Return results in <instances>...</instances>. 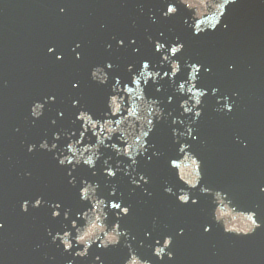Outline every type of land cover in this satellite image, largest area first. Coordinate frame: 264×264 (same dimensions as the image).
<instances>
[{
	"label": "water",
	"instance_id": "95a60500",
	"mask_svg": "<svg viewBox=\"0 0 264 264\" xmlns=\"http://www.w3.org/2000/svg\"><path fill=\"white\" fill-rule=\"evenodd\" d=\"M168 3L22 0L7 20L0 264H264V0Z\"/></svg>",
	"mask_w": 264,
	"mask_h": 264
},
{
	"label": "snow or ice",
	"instance_id": "6c2138e0",
	"mask_svg": "<svg viewBox=\"0 0 264 264\" xmlns=\"http://www.w3.org/2000/svg\"><path fill=\"white\" fill-rule=\"evenodd\" d=\"M229 2H231V3L234 4V3L237 2V0H225V3H229ZM188 7H191V4H189ZM61 10L63 11V9H61ZM178 11H179V5L176 3V0H169V3L166 5V14H170V16H175V15L178 13ZM226 27H227V26L225 25V28H226ZM79 47H80L79 45H76V48L73 49V59H74L75 61H77V62L81 59V57H82V55H83V53H80V55H77V54H76V53H77V50L79 49ZM47 51H48V53L50 54V56L54 57V62H55V63H63V62H64V60H65V56H64L63 54H61L60 51H59L58 49H54L53 46H50V47L47 49ZM172 51H173V53H175V52L177 51V49H176V48H173ZM146 66H147V65H146ZM69 84H70V86H72V87H78V86H79V85H78V82H77L76 80H70V81H69ZM228 111L231 112L232 109L229 108ZM33 113H35V109H33ZM61 115H63V113H61ZM61 163H63V162L61 161ZM145 183H146V182H145ZM179 199H180V201L182 202V203L179 204L180 206H186V205H188L189 202H190V201H189V198H188L187 196H180ZM196 203H197V202H196L195 200H192V201H191V204H192L193 206H195ZM35 205H36L37 207H39V206L41 205V201H40L39 199H36V200H35ZM56 207H59V204H57ZM114 207H116L117 209H119V208H121V205H120V204H115ZM27 210H28V207H27V205H26V207H25V211H27ZM128 211H129V210H128L127 208L124 209L125 214H127ZM53 214L56 215V216H59V215H60V213H53ZM254 216H255V214H254ZM254 216H249V217H248V219L252 221V225H253L254 227H253L252 229H250L248 232H245L243 235L248 236V235L252 234L256 229H258V228L261 227V225L257 222L256 218H254ZM3 227H4V225H3L2 223H0V229H3ZM210 230H211V229H210L209 227H205V228H204L205 233H208ZM225 230H226V231H235V230H233V229H225ZM183 234H184L183 231H180V232H179V235H180V236H182ZM158 243H159V241H158ZM172 244H173V239H172V240H169V241H165V246L168 247V248H169ZM65 247H68V246L65 245ZM161 251H162V249H159V248H158L157 251H156V254L159 255ZM170 259H171V257H170Z\"/></svg>",
	"mask_w": 264,
	"mask_h": 264
},
{
	"label": "clouds",
	"instance_id": "9594fccd",
	"mask_svg": "<svg viewBox=\"0 0 264 264\" xmlns=\"http://www.w3.org/2000/svg\"><path fill=\"white\" fill-rule=\"evenodd\" d=\"M62 11V10H61ZM262 191H264V189H262ZM157 251V250H156ZM169 257H171V254H169Z\"/></svg>",
	"mask_w": 264,
	"mask_h": 264
}]
</instances>
